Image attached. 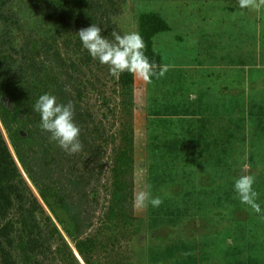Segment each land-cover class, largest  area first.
I'll return each instance as SVG.
<instances>
[{
	"label": "trees",
	"instance_id": "trees-1",
	"mask_svg": "<svg viewBox=\"0 0 264 264\" xmlns=\"http://www.w3.org/2000/svg\"><path fill=\"white\" fill-rule=\"evenodd\" d=\"M12 2L0 0V27H3L0 31V96L8 93L18 110L13 118L0 103V120L40 199L23 177L0 125V264H47L48 257H54L59 264H111L106 258L112 256L115 257L112 264H160L169 261L174 255L167 238L162 240L165 246L155 241L153 236L138 243L134 241L136 234L126 227L132 223L129 215L131 177L128 154L119 152L114 144L110 158L106 156L101 160L105 155L104 146L115 143L114 135L104 139L102 146L93 144L90 139L81 141L82 151L66 156L68 164L65 168L59 165L58 158L63 150L50 140L49 134L41 131L40 118L33 111V106L45 92L56 95L58 102H72L75 123L82 135V132L90 130V124H95L89 111L81 105L82 88L85 90L86 85L82 83L76 62L68 63L56 43L54 53L47 58L36 59L35 62L36 57H29L31 45L24 36L20 38L23 34L22 29H18L19 15L13 12ZM252 2L241 0L224 5L221 11L225 14L224 20L219 21V26L229 29L222 31L221 53L211 51L205 56L208 48L202 46L203 42L198 41L192 48L189 37L185 35V52L199 53L188 59L194 67L188 72L175 64L173 68L178 70L177 76L173 79H166L164 75L154 76L150 83L159 85L156 93L148 95L150 100L147 99V106L143 109L146 117L144 127L153 147L148 158L145 184L153 196L161 197L163 203L155 208L147 204L145 212L150 230L165 228L179 234L178 244L186 252L184 259L176 258L179 264H188L184 261L186 258L197 259L192 250L200 251L211 264H264V103L260 98L257 100L264 94V53L261 52L264 45V6L253 19L249 11ZM119 8L117 0H36L37 13H43L44 20L53 24L58 33L65 34L62 47L76 55L82 52L80 61L88 69L90 63L97 60L83 49L77 33L94 23L104 29L102 34L109 39L113 31L124 34L125 29L114 23L112 18L119 13ZM209 8L203 9V17L201 11L200 16L182 22L187 28L189 24V33L193 34L194 29L199 28L198 21L205 22L201 31L208 33L210 24L206 22L205 12ZM77 10L82 13L79 19L82 24L68 30L67 27L77 20L73 13ZM137 19V32L146 45L145 54L156 65L166 67L162 43L168 39L162 36L172 32L170 19L162 9L142 12ZM176 39L177 44L183 41L180 37ZM211 43L216 48V43ZM13 52L20 56V61L14 58ZM178 56L181 58L182 55ZM193 71H197L195 75ZM190 76L195 77V80L192 78L194 82H201L200 86L204 82L219 94L230 93L235 100L228 106L235 111L241 105L239 112L236 110L224 115L222 122L221 113L216 108L193 99L192 94L179 93L186 89L184 81ZM112 78L121 89L125 107L127 98L134 95L135 83L140 77L125 72ZM173 81L178 82L177 88L175 85L173 88L175 92L166 88L164 94L163 89L172 86ZM182 97L190 104V109L184 100L181 107L179 101ZM161 112L165 115L162 118L159 116ZM199 113H204V118L212 115L219 118H211V125L206 126L208 122L204 124ZM179 115L188 117L189 121L178 118ZM113 117L114 120L116 115ZM99 122L105 131L103 122ZM21 130L28 134L23 136ZM94 132L103 137L98 127ZM125 139L128 140L127 135ZM90 154V162L95 161L98 167L97 173L90 167L88 159L85 160ZM182 160L185 166L181 168L178 162ZM204 174L208 176L207 181L201 180ZM247 176L254 178L251 193L246 184L238 193L234 188L236 180ZM169 184L185 190V194L180 192L183 200L178 207L173 205L170 208V205L179 202V194L174 197L166 193L160 195ZM102 191L107 194L106 204L98 218L96 210ZM241 193L251 198L244 201ZM202 196H208V202L202 200ZM255 205H259L260 211ZM224 206L227 209L221 210ZM198 215L204 220L202 224ZM96 219L100 223L94 231ZM189 224L196 228L186 236L191 246L182 244L180 236ZM58 226L64 231L68 243ZM133 226L137 231L144 229L143 222ZM201 226L203 231L198 237H192ZM14 250H18V254H13Z\"/></svg>",
	"mask_w": 264,
	"mask_h": 264
},
{
	"label": "rangeland",
	"instance_id": "rangeland-1",
	"mask_svg": "<svg viewBox=\"0 0 264 264\" xmlns=\"http://www.w3.org/2000/svg\"><path fill=\"white\" fill-rule=\"evenodd\" d=\"M240 2L241 0H117L118 5L120 6L119 8V13L114 14L112 16L113 22L118 24L119 27H122L125 29V32H130V31H136L137 32V21H138V16L142 12H149V11H160L162 9V13L166 15L170 20L169 23L172 26V32L167 33L162 36V38H167L168 41L162 45L165 47L163 48V57L166 65V72L164 73V78L166 79H173V76H177V72L173 67L175 64L179 67L181 70H187L189 72V69L192 66L190 64L189 57L196 53L194 51H187L185 52V40L187 35L189 37V41L192 45V48H194L198 41L202 43L203 47H207L208 49L205 50V56L210 55L212 52L211 51H216L218 54L221 53L220 49L223 46L220 42L222 41L221 35L222 31L224 32V29L228 30L229 28L224 27L222 29L221 26H219V21L224 20V15L222 14L221 11L224 9V5L226 4H231L233 2ZM263 0L260 1H255L253 0L252 3L249 4V11L250 15L254 18H256V14L261 13V7ZM13 12L17 13L19 15V20L20 24L18 26V29H22L20 38L21 36L25 39H28V43L31 45L30 49V56H34L35 62L36 59H44L47 58L50 54L54 53V43H56V46L60 47V54H62L63 57H66L67 62L69 63L70 61L76 62V66L80 68V73L82 77V83L86 85L85 90H83V97L81 100V105L85 111H89L88 113L91 114L93 117V122L95 123L94 125L90 124V130L82 132V135L79 136V140L85 141L86 139H90L93 141V144L97 146H102L104 143V139H107L108 137L114 135L116 138L115 143L110 142L108 146L105 147V155L104 157L101 158V160H104L107 156V159L110 158V155H112V150L114 148V144L116 145L117 148H119V152L127 153L128 156V162H129V169L128 173L129 176L131 177V193L129 196V202H130V210H129V215H130V220L132 223L126 227L130 228L134 235V241L136 242H141L142 239L145 241H148L151 236L155 239V241H160L163 245L164 242L162 240H169V245L171 246V253H173L174 256L168 261L166 260L165 262H161L160 264H176V262L181 259H184V255H186V252L183 250L181 246H179L178 241L179 239L177 238L179 234H176L175 231L171 230H166L165 228L162 229H156V230H150L149 225L147 222L148 217L146 216L145 208H147V202L145 204H141L138 200V197L140 193L144 192L147 193L148 189L145 184V179H146V170L148 166V158L151 156V152L153 150V147L151 146V139L149 138V134L147 133V129L144 127L146 125V117L144 116L143 109L147 106V99L150 100V98H147L148 95L156 93L157 92V84H150L149 82L143 80V79H138L136 80L135 87H134V95L131 94L127 99V105L124 107L122 104L123 98L121 94V89L115 84V80L112 78V75L110 74L108 67L105 65H98V61H94L93 64L90 63V69L85 66V64H82L80 61V58L82 57V52L79 55H76L75 52L66 50L64 49L63 46V40L65 34H60L58 33V30L54 27L53 24L48 23L46 19L44 20L43 18V13H37L36 10V0H13ZM209 10L205 12V17H207L206 22H208L210 25L208 26V33L201 31L202 30V25H204L205 22L198 21V26L199 28L194 29L193 34L189 33L187 29L189 28V24H187L188 28L184 27V24L182 22L185 21V19L189 20L191 17L200 16L201 11H202V17L204 16V11L203 9L209 7ZM258 7V12H256V9ZM217 10V13H216ZM74 16L77 19L76 22H72L70 26H68V30H71V27L75 26L76 24H82V21H80V17L82 16L80 11H74ZM219 16L221 18H219ZM216 17V18H215ZM189 18V19H188ZM82 19V18H81ZM86 19V18H83ZM248 19V17H246ZM81 22V23H80ZM192 27V26H191ZM190 27V28H191ZM3 27H0V31H2ZM242 30V29H241ZM183 33V34H182ZM206 34V35H205ZM175 37V38H174ZM177 37L182 38L183 41L179 42L177 44ZM19 38V39H20ZM205 38H208V40H205ZM162 42V41H161ZM210 42V43H209ZM216 43V48H213L214 46L212 43ZM220 44V45H219ZM188 45V44H187ZM222 45V46H221ZM161 46V44H160ZM162 46V47H163ZM221 46V47H220ZM181 48V49H179ZM49 49V50H48ZM195 50V49H194ZM262 54L264 53V45L261 50ZM14 54V58L20 61V56L18 54ZM178 55H182L181 58H179ZM173 64V65H172ZM208 64V63H207ZM206 64V66H207ZM192 71V70H191ZM194 75L196 74L197 71H193ZM100 79V82H97V79ZM192 78L195 77L193 76ZM191 76L190 79H185L184 83L186 85V89L182 91H178L181 94H192V98L198 99L202 101L203 103H206L209 107L216 108L218 112L221 113L222 117V122H223V116L228 114V113H235L239 112V108L241 105L237 106L235 108V111L231 109L228 105H230L232 101L235 100V98H232L230 96V93H222L219 94V92L212 86L209 87L202 82L203 84L200 86L201 82H194L192 80ZM92 84H90V83ZM174 82V81H173ZM172 83V82H171ZM168 83V84H171ZM178 84V82H177ZM176 82L172 84L170 87H165L163 89V93L165 94V89L167 88L168 90L175 92L173 90L174 85L177 88ZM82 87V86H81ZM95 87V88H94ZM258 89H260V85H257ZM115 89L117 93H115ZM166 89V90H167ZM264 93V92H263ZM261 99L260 102L264 103V94L261 97H258L257 100ZM188 105L189 109L191 108L190 104L185 100L181 99L179 101V104L183 103ZM256 100V99H255ZM256 100V101H257ZM228 103V104H227ZM232 105V104H231ZM117 106V108H115ZM152 106V105H151ZM158 109H160V106H158ZM182 107V104H181ZM207 106H204L206 108ZM181 109V108H180ZM114 110V111H113ZM113 111V112H112ZM113 114L116 115L115 119L113 120ZM238 115V114H237ZM160 118L164 117V113L161 112L159 114ZM199 116L203 123H207L208 125H211L212 119L211 118H219L216 115H212L211 117H206L204 118V113H199ZM178 118L181 119H186L189 121V118L184 116V115H179ZM103 122V125L105 127V131L102 129V126L99 121ZM89 123H92L90 120ZM0 124L1 120H0ZM95 127H98L99 130H101L100 134L103 132V137L100 138L98 136V133L94 132ZM3 132L8 139V134L5 130V128L2 125ZM127 135L128 140H124L125 136ZM147 135V138H146ZM8 141V140H7ZM9 142V141H8ZM157 154V152H156ZM92 154L87 155L85 158L88 159V162L90 163V167L92 169H95L96 173L98 171V167L95 165L94 162H90L92 157ZM150 155V156H149ZM68 157H71L70 154H67L63 151V153L60 155L59 159V165L63 168L67 166V159ZM57 159V160H58ZM75 161L74 158H70ZM72 162V163H73ZM96 163H99L96 161ZM178 165L182 168L185 166V161H179ZM249 168V167H247ZM21 173L23 177H25L26 181L28 184L31 183V181L26 175V172L23 168H20ZM104 171H107V168L104 169ZM252 169H250L249 172H251ZM108 173V172H106ZM109 177V175H108ZM202 181H207L208 176L207 175H202L201 176ZM172 183V182H171ZM222 183V182H221ZM32 187L34 193L37 195L35 191V187L30 184ZM108 186H111V182H109ZM173 184L167 185L163 190H161V196H163L164 193L169 194L171 196H175L176 194L179 197V202H176L175 204H171L170 208L181 205V193L185 194V190L181 189L180 187H172ZM111 189V188H109ZM38 192V191H37ZM39 194V193H38ZM40 195V194H39ZM106 196L105 192H101L99 199H98V206L96 210V217L101 216V211L102 208L105 207L106 204ZM38 197V195H37ZM41 197V196H40ZM202 200H205L208 202V196H202ZM38 199H40L38 197ZM41 201V200H40ZM42 203V202H41ZM43 204V203H42ZM170 204V202H168ZM46 205V204H45ZM174 205V206H173ZM226 206L221 208V210H225ZM231 208V207H229ZM45 209L49 213L51 217L52 214L49 211L48 207L46 206ZM227 209V208H226ZM198 210H196V213ZM144 215V216H143ZM263 217V216H262ZM197 218H200L201 224L204 222V220L198 215ZM264 220V217H263ZM55 221V219H54ZM53 221V222H54ZM203 221V222H202ZM139 222H143V228L144 229H139L137 231V227L133 226L136 225ZM56 223V222H54ZM99 221L96 219L94 224V231L99 226ZM206 225V224H205ZM203 225V226H205ZM59 227V230L65 237L64 231ZM191 224L187 226L185 231H182L180 236H182V244H189L190 246L192 245L189 240H187V233L191 234L193 230H196V228ZM198 227L199 229L198 232H195L194 235H191L192 237H198V234L203 231V228ZM213 229V228H212ZM208 230V229H206ZM215 230V229H213ZM194 232V231H193ZM127 237V236H126ZM68 239V238H67ZM66 237L65 240L67 241ZM196 239V238H195ZM231 240H229L230 242ZM68 243V241H67ZM69 245V244H68ZM73 245V244H72ZM74 247V246H73ZM174 248L175 251L172 249ZM190 250H192V247H189ZM193 251V256L196 257L197 259H188L184 260L185 262L187 261L188 264H209L206 258L201 254L200 251L198 250H192ZM18 250H14L13 254H18ZM200 254L202 256H200ZM247 254V253H246ZM76 255L79 257L78 253L76 252ZM248 255V254H247ZM260 257V256H259ZM80 258V257H79ZM178 258V259H176ZM1 259V257H0ZM107 261H109L111 264V261H115V257H109L106 258ZM176 259V260H175ZM47 264H59L57 260L54 259V257H48ZM101 262L103 263V259H101ZM178 263V262H177ZM153 264V263H151ZM179 264V263H178ZM211 264V263H210ZM218 264V263H215Z\"/></svg>",
	"mask_w": 264,
	"mask_h": 264
},
{
	"label": "clouds",
	"instance_id": "clouds-1",
	"mask_svg": "<svg viewBox=\"0 0 264 264\" xmlns=\"http://www.w3.org/2000/svg\"><path fill=\"white\" fill-rule=\"evenodd\" d=\"M103 31L104 29L100 25L93 23L91 26L81 29L77 35L88 55L101 65L107 66L112 76L119 77V75L127 72L151 83L152 77L164 75L167 70L166 67L156 65L145 54L146 45L139 32L130 31L121 34L113 31L110 34L111 39H109L108 36L102 34ZM158 68L159 71L157 72ZM33 111L39 115L41 131L49 134L50 140L61 150L70 155L82 151L83 145L79 140L81 130L75 123V107L72 102H58L56 95L45 92L36 99ZM6 140L9 141L11 152L18 167L22 168L9 138H6ZM253 182L254 178L252 176L242 177L236 180L235 191L239 193L241 186L246 184L251 193ZM241 197L244 201L251 198L250 195L243 193H241ZM138 200L142 205L147 202L154 208L163 203L161 197L153 196L151 191L140 193ZM255 208L260 211L259 205H255Z\"/></svg>",
	"mask_w": 264,
	"mask_h": 264
},
{
	"label": "water",
	"instance_id": "water-1",
	"mask_svg": "<svg viewBox=\"0 0 264 264\" xmlns=\"http://www.w3.org/2000/svg\"><path fill=\"white\" fill-rule=\"evenodd\" d=\"M0 103L3 108L9 111L11 116L14 118L18 110L14 99L8 93H4L0 96ZM21 134L26 136L28 133L24 132V130H21Z\"/></svg>",
	"mask_w": 264,
	"mask_h": 264
}]
</instances>
